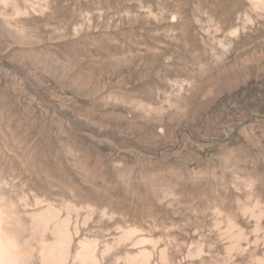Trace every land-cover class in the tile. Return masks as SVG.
Here are the masks:
<instances>
[{"label": "rangeland", "instance_id": "374dc122", "mask_svg": "<svg viewBox=\"0 0 264 264\" xmlns=\"http://www.w3.org/2000/svg\"><path fill=\"white\" fill-rule=\"evenodd\" d=\"M24 18L22 35L0 25V171L18 194L92 207L103 264L141 236L158 263L167 247L169 264H264V217L242 216L264 210V6L49 0ZM229 219L251 241L233 261Z\"/></svg>", "mask_w": 264, "mask_h": 264}, {"label": "bare ground", "instance_id": "6f19581e", "mask_svg": "<svg viewBox=\"0 0 264 264\" xmlns=\"http://www.w3.org/2000/svg\"><path fill=\"white\" fill-rule=\"evenodd\" d=\"M19 1H22L23 5H20ZM252 1L256 6H264V0ZM48 5L49 0H0V25L22 35V18H28L31 12L37 9L45 10ZM1 172L0 264H103L112 247L101 249L90 237L89 222L94 214L92 207H79L73 201L66 200L62 207H59L57 201L42 198L33 191L25 193L24 190L25 192L18 194L14 179L5 177ZM62 209L66 211L64 217L61 214ZM80 211L84 213L82 217L79 215ZM250 213L259 221L264 217V210L257 212L250 207L243 208L244 218H250ZM228 227L231 245L228 247L227 260L233 261L234 251L240 255L247 253L251 241L249 234L236 219H229ZM138 231L137 228H130L121 232L119 243L131 241L136 233H141ZM224 236L228 237L223 231L221 237L225 239ZM153 239L144 236L133 239V246H138L139 250L136 255L127 254L125 264H167L170 261L167 247L159 250L158 263L155 259L158 241ZM148 243L153 244L152 249L145 247ZM243 243L246 245L243 246ZM202 251L203 248L200 247L196 252L201 254Z\"/></svg>", "mask_w": 264, "mask_h": 264}]
</instances>
